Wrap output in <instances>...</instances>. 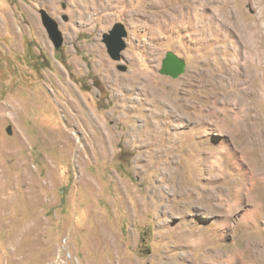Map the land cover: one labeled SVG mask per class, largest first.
<instances>
[{
  "label": "rangeland",
  "instance_id": "374dc122",
  "mask_svg": "<svg viewBox=\"0 0 264 264\" xmlns=\"http://www.w3.org/2000/svg\"><path fill=\"white\" fill-rule=\"evenodd\" d=\"M1 209L0 264H264V0H0Z\"/></svg>",
  "mask_w": 264,
  "mask_h": 264
},
{
  "label": "water",
  "instance_id": "95a60500",
  "mask_svg": "<svg viewBox=\"0 0 264 264\" xmlns=\"http://www.w3.org/2000/svg\"><path fill=\"white\" fill-rule=\"evenodd\" d=\"M42 24L47 30L49 37L57 50H61L64 44V35L60 30L58 22L51 17L45 10H40ZM128 37V31L122 24H116L107 34L103 35L110 57L115 60H121V54L127 48L125 39ZM186 72V62L179 58L173 52H168L160 73L164 76L177 79Z\"/></svg>",
  "mask_w": 264,
  "mask_h": 264
},
{
  "label": "bare ground",
  "instance_id": "6f19581e",
  "mask_svg": "<svg viewBox=\"0 0 264 264\" xmlns=\"http://www.w3.org/2000/svg\"><path fill=\"white\" fill-rule=\"evenodd\" d=\"M226 62L224 63V66H226ZM223 66V65H222ZM220 68H222V67H220ZM219 68V69H220ZM257 68V67H256ZM258 69V68H257ZM75 111V110H74ZM159 138V137H158ZM71 140V139H70ZM154 140V139H153ZM155 140H157V145L159 146V149H160V151H161V153H163L164 154V151L162 150V147H164V146H166V144L162 141V139L159 141V144H158V139H155ZM70 144V143H69ZM154 143H152L151 144V146L153 145ZM175 148L174 147H167V149H166V151H165V154H167V155H169L170 153H172V151L174 150ZM21 171V170H20ZM28 171V170H27ZM20 180H21V178H20ZM7 214H6V212H5V209H1L0 210V219L1 218H4L5 216H6Z\"/></svg>",
  "mask_w": 264,
  "mask_h": 264
}]
</instances>
